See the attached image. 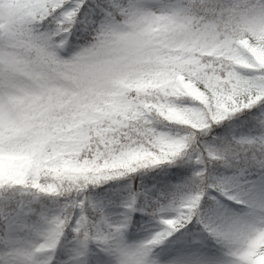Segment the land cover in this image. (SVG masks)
I'll return each mask as SVG.
<instances>
[{
    "label": "snow or ice",
    "instance_id": "1",
    "mask_svg": "<svg viewBox=\"0 0 264 264\" xmlns=\"http://www.w3.org/2000/svg\"><path fill=\"white\" fill-rule=\"evenodd\" d=\"M0 264H264V0H0Z\"/></svg>",
    "mask_w": 264,
    "mask_h": 264
}]
</instances>
